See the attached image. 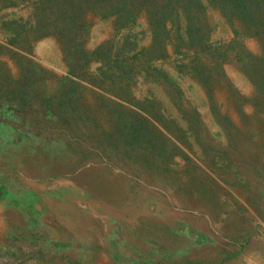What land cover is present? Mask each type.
<instances>
[{
	"label": "rangeland",
	"instance_id": "374dc122",
	"mask_svg": "<svg viewBox=\"0 0 264 264\" xmlns=\"http://www.w3.org/2000/svg\"><path fill=\"white\" fill-rule=\"evenodd\" d=\"M94 2L0 0V264H264L263 41Z\"/></svg>",
	"mask_w": 264,
	"mask_h": 264
},
{
	"label": "trees",
	"instance_id": "16d2710c",
	"mask_svg": "<svg viewBox=\"0 0 264 264\" xmlns=\"http://www.w3.org/2000/svg\"><path fill=\"white\" fill-rule=\"evenodd\" d=\"M48 4H52V2L49 1ZM213 5L232 23H241L242 30L240 32L237 31L238 35H255L264 43V0H96V2L91 4L92 7L106 8L109 13L118 12L123 14L127 18L125 20L138 16V12L144 6L148 10L150 18L154 19V38L166 34L167 29L165 27L168 20L173 22L175 26L181 23L180 20L182 23L186 22L185 31L188 35H192L196 30L194 24L197 23V20H200L201 12ZM76 14L78 13H75L74 16H77ZM183 34L181 33L180 35L183 36ZM83 53L82 62L85 65L92 59L97 58L104 60V66L108 65L109 67L111 64L120 66L121 59L118 53L116 54V59L108 50H93L89 52L84 50ZM70 55L75 57L76 50L72 51ZM68 56L66 55L67 58ZM124 62H127V60ZM124 70L127 71L128 69L125 68ZM259 70L258 87L261 92H264V65ZM71 72L73 70L70 69Z\"/></svg>",
	"mask_w": 264,
	"mask_h": 264
}]
</instances>
